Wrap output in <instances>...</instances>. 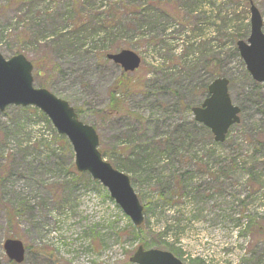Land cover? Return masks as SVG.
<instances>
[{
  "label": "rangeland",
  "instance_id": "rangeland-1",
  "mask_svg": "<svg viewBox=\"0 0 264 264\" xmlns=\"http://www.w3.org/2000/svg\"><path fill=\"white\" fill-rule=\"evenodd\" d=\"M251 3L264 19V0H0L2 56L27 57L34 85L96 129L100 151L145 208L141 230L77 172L72 147L43 113L10 106L0 111V166L12 170L0 178L2 264L8 239L24 244L22 264H133L144 245L184 264H264V156L255 154L264 116L246 100L254 82L237 50L250 36ZM122 50L140 56L134 73L106 57ZM208 63L231 81L234 104L246 109L241 123L221 146L202 134L182 157L159 156L152 142L194 121L191 109L215 78ZM122 75L134 86L109 115Z\"/></svg>",
  "mask_w": 264,
  "mask_h": 264
},
{
  "label": "water",
  "instance_id": "water-1",
  "mask_svg": "<svg viewBox=\"0 0 264 264\" xmlns=\"http://www.w3.org/2000/svg\"><path fill=\"white\" fill-rule=\"evenodd\" d=\"M251 33L248 41L237 46L252 79L264 83V21L256 6L250 7ZM108 60L121 66L124 72H134L141 58L130 50L108 54ZM33 65L24 55L5 59L0 54V111L8 106H33L42 111L60 135H64L75 153V166L79 173H89L100 182L110 196L129 216L135 226L144 222V207L131 185L130 177L115 169L99 150V136L94 127L80 121L75 109L65 100L47 89L34 87ZM208 97L192 108L197 123L207 127L214 141L224 143L229 129L240 123V107L234 105L229 94V80L217 78L208 86ZM9 259L22 263L25 249L19 240H7L4 245ZM134 264H183L169 252L157 249L144 250L141 246L131 258ZM1 264V260H0Z\"/></svg>",
  "mask_w": 264,
  "mask_h": 264
},
{
  "label": "trees",
  "instance_id": "trees-1",
  "mask_svg": "<svg viewBox=\"0 0 264 264\" xmlns=\"http://www.w3.org/2000/svg\"><path fill=\"white\" fill-rule=\"evenodd\" d=\"M143 13H147V10H143ZM205 69L208 71H210L211 76L212 77H218L221 76V74L218 73V66L217 64L213 63L210 65V63L206 64ZM246 76L248 77V73L245 72ZM132 85V84H131ZM130 85V86H131ZM254 86H252V89L250 92H248L246 94V100L248 102H251V104L253 105L256 114H259L260 116H264V96L263 99L261 97V95L259 94V88L261 87L260 84L257 83H253ZM130 86L129 83L126 82L125 80V75H122L119 79V81L117 82V84L115 85V89H113L110 93V104L108 107V114L109 115H113L114 112L120 111L122 109V105H124V100L125 97H127V95L130 93ZM134 85H132L133 87ZM39 88H46V86L43 83H38ZM136 87H134L135 89ZM203 90V94L204 96L207 94V85L204 86ZM132 92V91H131ZM163 93V92H162ZM164 94V93H163ZM166 95V94H165ZM242 109V113L246 112V109L243 105L240 106ZM189 109V107H187ZM35 111H38L37 109H34ZM79 117H80V113L78 110H76ZM41 116L45 119V121L49 122L48 119L46 118V116L42 115ZM262 120V119H261ZM263 125H264V120H263ZM264 127V126H263ZM262 132H258L256 134V136L258 137L257 141H256V151L255 154H257L258 158H260V155L264 156V128L261 130ZM202 134L204 135L205 139L209 142H211V144L215 145V146H221L222 144H217L213 141V137L210 133V131L202 126V125H198L196 122L191 121L189 123H180L178 125H175L172 132L170 133L169 136H166L164 138V140L158 141V142H152V144L150 145L151 147L154 148H161L159 149L160 153L156 152L154 153V155L156 156V154L158 153L159 156H163V155H177L179 157H182L183 153H181L180 151L183 150L184 152L187 151V149L191 148L192 145L195 142V139ZM61 139L63 141H65L68 144V141L66 139V137L61 136ZM140 149V148H138ZM149 153V150H147ZM158 151V149H157ZM103 156H105V154H103ZM141 156L143 157H147L149 158L150 155H144L143 153L140 154V158ZM149 156V157H148ZM10 160L8 159V162ZM2 164V163H1ZM116 167V166H114ZM118 169V167H116ZM2 170V167L0 166V171ZM12 170L9 169H3L2 172H0V176L5 175H11ZM185 183L184 180V176H182L181 180L178 181L177 183V190H180L183 188V184ZM139 229H143V226L140 227ZM167 231H169V228L167 229ZM166 234V233H163ZM147 246V245H144ZM258 264V263H257Z\"/></svg>",
  "mask_w": 264,
  "mask_h": 264
},
{
  "label": "flooded vegetation",
  "instance_id": "flooded-vegetation-1",
  "mask_svg": "<svg viewBox=\"0 0 264 264\" xmlns=\"http://www.w3.org/2000/svg\"><path fill=\"white\" fill-rule=\"evenodd\" d=\"M7 264H15V263L9 260V261L7 262Z\"/></svg>",
  "mask_w": 264,
  "mask_h": 264
}]
</instances>
